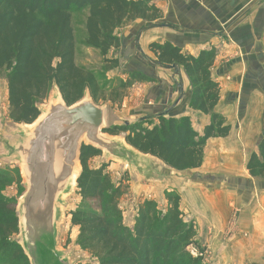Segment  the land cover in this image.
<instances>
[{"label": "trees", "instance_id": "1", "mask_svg": "<svg viewBox=\"0 0 264 264\" xmlns=\"http://www.w3.org/2000/svg\"><path fill=\"white\" fill-rule=\"evenodd\" d=\"M74 11H86L84 44L97 50L109 69L119 65L118 60L107 58L110 50L120 47L118 30L133 21L153 23L163 16L153 0H0V71H7L8 116L13 124L36 121L41 114L39 106L54 87L67 106L86 92L96 105L100 99L114 105L121 103L134 85L153 82L140 72L129 73L105 95L96 75L75 63ZM148 50L159 64L183 68L192 88L189 108L208 115L209 123L201 134L189 117H159L156 124L115 125L103 132L112 137L123 135L128 146L171 170L198 169L207 142L225 138L230 132V126L215 111L220 88L211 69L217 51L211 47L192 56L169 42H153ZM100 155L85 145L79 153L80 174L74 189L80 202L69 214L79 247L98 264H195L197 259H191L186 250L196 238V229L184 220L180 197L166 195L169 207L163 215L154 201H143L132 229L127 228L118 209L124 190L112 184L103 168L89 166V161ZM245 169L253 180H264V137L257 151L248 156ZM7 184L8 178L0 174V241L19 233L16 203L1 194ZM7 249L5 243L0 252L5 254ZM9 252L11 258L29 264L20 245L10 246Z\"/></svg>", "mask_w": 264, "mask_h": 264}, {"label": "crops", "instance_id": "2", "mask_svg": "<svg viewBox=\"0 0 264 264\" xmlns=\"http://www.w3.org/2000/svg\"><path fill=\"white\" fill-rule=\"evenodd\" d=\"M153 1L163 11L160 20H137L116 32L132 59L123 60L128 67L123 81L141 72L153 83L134 85L111 125L189 117L201 134L210 117L189 108L192 88L183 68L159 64L148 45L169 42L192 56L215 48L211 77L220 88L215 111L230 132L207 142L195 170L177 172L149 156L158 167L153 179L159 180L161 168L183 173L173 188L184 220L195 224L196 239L210 245L222 264H264V180H253L245 169L264 137V0ZM134 50L143 52L141 59Z\"/></svg>", "mask_w": 264, "mask_h": 264}, {"label": "water", "instance_id": "3", "mask_svg": "<svg viewBox=\"0 0 264 264\" xmlns=\"http://www.w3.org/2000/svg\"><path fill=\"white\" fill-rule=\"evenodd\" d=\"M39 110L36 121L3 144V157L18 166L24 188L16 209L19 245L29 264H71L58 248V233L63 199L80 174L82 145L142 177L153 179L158 167L124 139L103 132L106 108L96 105L88 92L67 106L54 87L47 107Z\"/></svg>", "mask_w": 264, "mask_h": 264}, {"label": "rangeland", "instance_id": "4", "mask_svg": "<svg viewBox=\"0 0 264 264\" xmlns=\"http://www.w3.org/2000/svg\"><path fill=\"white\" fill-rule=\"evenodd\" d=\"M85 19L86 11H74L72 13V28L75 40V63L88 71H92L94 75L99 79L100 84L104 86V93L108 95V90L117 86L120 81H123L126 76L125 71L128 67H125L123 61L126 56L129 55L128 60L131 59V54L127 51L126 44H121L118 49L110 50L107 54L108 59L118 60V67L114 69L105 68L103 59L97 50L88 48L84 44L85 40ZM134 22V21H133ZM132 23V22H131ZM130 23V24H131ZM162 23V22H160ZM128 24V25H130ZM127 25V26H128ZM125 26V28L127 27ZM121 28L119 33L123 31ZM118 33V34H119ZM132 34V33H131ZM127 42L128 38H124ZM134 53L140 57L143 56V52L134 50ZM119 60H122L120 63ZM141 73V72H140ZM143 74V73H141ZM144 75V74H143ZM7 71H0V174L8 178V184L1 190L3 198L16 203V209L19 199L24 192L23 182L20 176L18 166L3 157L4 150L3 144L8 141H12L15 138V133L23 130L24 125L13 124L9 119L8 103H7V83H6ZM153 83V82H152ZM148 83H145V88ZM133 89V88H132ZM54 92V88L50 90L49 97L46 101L39 106L40 109L47 107L50 97ZM131 91H129L130 93ZM128 93V94H129ZM128 96V95H127ZM126 96V98H127ZM125 99V98H124ZM123 99V100H124ZM110 104L109 102L100 99L97 103L98 106H104L107 111V123L106 129L112 127L111 120L117 112H121V104ZM114 106H116L114 108ZM148 122V121H139ZM136 123V122H135ZM146 124V123H145ZM122 125V124H121ZM119 125V126H121ZM126 125V124H125ZM129 125V124H127ZM117 137L123 138V135ZM89 166L92 169L103 168L112 184L115 186H121L124 190L118 202V209L122 215L123 224L132 229L137 207L140 203L146 200L154 201L158 207L159 215L166 213L169 205L166 199V195L173 193L179 196V193L174 187L176 184V178L179 175L177 172H172L167 168H161V177L159 180L149 179L150 177L141 178L136 173H132L127 167L117 162H106L102 155L95 157L89 161ZM180 197V196H179ZM79 198L75 189L63 199L61 207L62 217L59 223L58 233V248L64 252L71 264H98V262L85 250H82L77 244V229L70 225V213L75 211L79 206ZM186 221V220H185ZM190 222V221H187ZM192 222V221H191ZM190 222V223H191ZM193 223V222H192ZM194 227L195 224L193 223ZM196 229V227H195ZM7 243L8 249L6 253L0 252V264H24L17 259L11 258L9 249L12 245H19V239L17 235H13L5 241H0V249ZM193 251H196V255ZM186 252L191 259L195 260V264H222L217 256L213 253L210 245L201 243L200 240L194 239V242L187 247ZM3 254V256H2ZM223 264H228L227 261H223Z\"/></svg>", "mask_w": 264, "mask_h": 264}, {"label": "built area", "instance_id": "5", "mask_svg": "<svg viewBox=\"0 0 264 264\" xmlns=\"http://www.w3.org/2000/svg\"><path fill=\"white\" fill-rule=\"evenodd\" d=\"M193 252H194V254L196 255V253H195L196 251H193Z\"/></svg>", "mask_w": 264, "mask_h": 264}]
</instances>
